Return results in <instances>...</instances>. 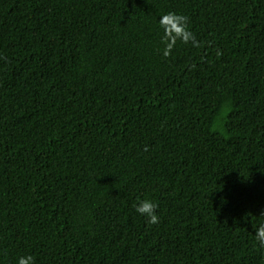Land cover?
Segmentation results:
<instances>
[{
  "label": "trees",
  "instance_id": "trees-1",
  "mask_svg": "<svg viewBox=\"0 0 264 264\" xmlns=\"http://www.w3.org/2000/svg\"><path fill=\"white\" fill-rule=\"evenodd\" d=\"M260 237L264 0H0V264H264Z\"/></svg>",
  "mask_w": 264,
  "mask_h": 264
},
{
  "label": "clouds",
  "instance_id": "clouds-1",
  "mask_svg": "<svg viewBox=\"0 0 264 264\" xmlns=\"http://www.w3.org/2000/svg\"><path fill=\"white\" fill-rule=\"evenodd\" d=\"M158 205L148 199L140 200L135 206V211L149 223H156L158 220L156 211ZM260 243L264 244V237H260ZM18 264H34V259L32 256H22L18 258Z\"/></svg>",
  "mask_w": 264,
  "mask_h": 264
}]
</instances>
